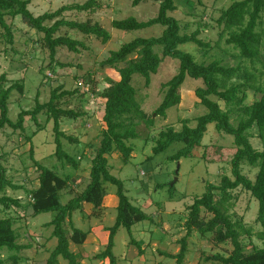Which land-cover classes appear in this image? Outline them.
I'll return each instance as SVG.
<instances>
[{"label": "rangeland", "instance_id": "1", "mask_svg": "<svg viewBox=\"0 0 264 264\" xmlns=\"http://www.w3.org/2000/svg\"><path fill=\"white\" fill-rule=\"evenodd\" d=\"M29 1L28 11L37 17L46 12H53L61 6L82 5L88 0ZM238 1L241 0H173L176 10L168 16L178 22L180 35H190L198 28L202 30L198 36L199 39L211 45L218 42V47L210 50L205 56L193 43L183 44L178 47V50L190 54L198 63L208 64L217 60L226 67L240 65L251 70V65L247 61H242L237 51L224 44L223 39L226 36L218 40L221 27L216 24L217 18L221 11ZM96 3L102 10L96 9L92 14L71 13L65 19L78 23L91 20L108 33L110 40L102 44L94 36L86 37L75 30L60 29L57 35H67L70 39L82 42L86 47L80 53H70L66 48L57 50L55 62L68 64V67L57 66L53 67V70L48 67V51L41 47L43 46L42 35L26 26L19 16L12 22L14 37L12 48L0 43V75H5L7 80L5 87L19 80L23 85V93L13 91L8 100V118L13 123L16 122L20 111L34 108L36 96H38L39 104L47 103L50 91L59 85H62L64 90H73L79 89V83L82 82V87L88 89L85 93L79 89L78 95L73 98H63L58 104L62 108L74 112L83 111L87 115L76 120L61 118L59 121L60 131L66 135H74L76 139L80 137L84 140L80 144L61 141L62 150L73 160L82 157L81 169L75 171L54 157L52 122L47 123L45 116L41 114L37 117V124L41 127L39 131L36 130L34 123L26 118L22 131H13L6 127L0 132V163L12 184L22 185L27 190L37 187L38 172L35 171L29 156V149L32 147L33 159L41 166L59 176L72 175L77 181L73 184L79 191L85 187L89 182L88 171L91 159L90 155L85 153V142L98 146L100 141L98 124L102 123L104 101L96 97L95 93L106 87L107 79L117 82L119 79L117 70L124 67L122 63L115 67L104 68L100 62L105 60L110 52L118 51L122 45L138 38H158L164 30V27L160 25L130 32H122L111 27V22L114 20L134 18L138 22H147L154 19L158 13L156 2H141L137 7L131 5V0H96ZM106 6L111 9H106ZM50 24L46 23V25ZM204 25H206L205 28H203ZM263 26L264 13L260 29ZM259 51L260 62L254 67L258 76L257 84L264 86V40L261 41ZM153 52L161 57L162 47H154ZM134 58L135 56L132 55L128 60ZM177 73L178 61L167 57L159 65L156 74L150 76L147 88L144 87V79L141 76L137 74L132 76L131 85L136 92L135 99L140 109L153 120V124L146 127L143 123H138L137 138L127 142L133 150L127 163L122 162L118 151H114L107 160L110 174L122 183L124 194L131 205L139 208L148 219L133 224L131 235L124 228L117 230L112 250L117 264H176L175 259L160 255L158 252L171 255L179 252V240L186 233L184 228L187 217L186 207L192 204L194 198L204 193L206 183L217 185L221 176H230V162L235 152L233 138L217 132L213 124H209L206 128L201 141L202 147L196 151L198 157L172 161L170 157L183 148L182 143H173L165 151L153 155L152 148L161 130L172 127L178 132L181 129L182 120H188V127L194 128L196 124L194 120L207 112L194 95V91L202 87L201 80L186 77L179 89L180 103L165 112V119L155 115V110L163 98L164 92L161 90V85L171 80ZM48 74L51 77H48ZM80 93H83L84 97L79 98ZM259 98L260 94L247 90L245 105H251ZM211 99L215 100L213 97ZM220 105L223 110H227L222 103ZM230 122L236 126L235 114H231ZM87 126L89 129L86 130ZM250 133L252 134V138L249 139L251 146L254 150L260 151L261 143L256 137V131L252 130ZM95 135H97L96 138H94ZM86 136L88 138L84 139ZM26 137H31L29 143ZM202 156H204L203 159ZM241 172L253 181L257 168L250 167L244 162L241 164ZM104 189L106 195L99 217L93 215L92 209L74 212L71 217L73 227L81 232H88L90 227H94V236L98 241L96 244L87 242L84 245L70 243L69 250L80 256V264H108L107 260L94 259L95 255L103 251L108 238L106 229L113 226L116 218V188L105 184ZM6 194L12 198L21 195L25 199V204H22L24 211H18L17 214L8 213L10 216H22H18V221L14 217L13 229L18 234L17 242L29 246L28 249L17 253L18 264H45L50 251L56 245V240L51 237L52 227L46 226L53 219L54 214L25 216L28 199L24 193L7 189ZM232 196L228 214L232 220L241 221L251 231V237L241 238L244 251L248 253L253 247L264 248L256 237V234L261 231L256 222L257 202L241 189L234 191ZM67 199V193L61 192V204H66ZM1 210L0 207V219L4 217V212ZM200 217L208 220L210 215L202 210ZM64 229L67 233H71L68 224L64 226ZM131 240L140 246L141 254L138 253V248L130 244ZM231 250L229 243L218 245L211 235L200 236L194 232L187 239V252L182 264H211L204 262L203 257L214 254L227 255ZM13 254L15 253L2 250L0 260L4 264H12L9 257ZM58 263L66 264L61 258L58 259Z\"/></svg>", "mask_w": 264, "mask_h": 264}, {"label": "trees", "instance_id": "2", "mask_svg": "<svg viewBox=\"0 0 264 264\" xmlns=\"http://www.w3.org/2000/svg\"><path fill=\"white\" fill-rule=\"evenodd\" d=\"M145 1L158 3V13L154 19L147 22H138L134 18L114 20L111 22V27L122 32H130L160 25L164 27V30L158 38H138L124 44L118 51L110 52L108 57L100 62L104 68L115 67L122 63L124 67L117 70L119 78L117 82L107 79L106 87L95 93L96 97L104 101L101 117L104 129L100 131L98 146L93 148L88 173L89 182L86 188L82 192L76 193L66 204H61L60 193L70 187L72 175L59 176L41 166L33 159L32 147L29 149V156L35 171L38 172L36 188L27 190L22 185L12 184L0 163V207L4 212V217L0 219V251L6 250L15 253L9 257L12 264H18L17 253L28 249L29 246L17 242L18 234L13 229L15 219L8 214H17L18 211H23L22 200L8 196L7 189L24 193L28 199L26 209H29L31 217L46 213L54 214L53 219L46 226L52 227L51 237L56 240V245L50 251L45 264H59V258L63 259L66 264H80V256L72 253L69 250V245L70 243L83 245L88 232L84 233L75 229L71 222V215L76 211H82V205L87 204L91 206L93 215L98 216L106 195L105 184L116 188V218L113 226L106 229L108 238L103 251L95 255L94 259L107 260L108 264H117L112 251L117 230L124 228L131 235L133 224L142 222L148 217L139 208L131 205L124 194L122 183L110 174L107 157L114 151H118L122 162L127 163L133 152L127 142L137 138L138 123H143L146 127L153 124V120L140 109L135 99L136 92L131 85V80L132 76L137 74L144 79V87L147 88L150 76L156 74L159 65L167 57L178 61V73L161 85V90L164 93L160 105L155 110V115L165 119V112L180 103L179 89L186 77L201 80L202 87L197 88L194 95L207 112L194 120L196 122L194 128L188 127V120H182L180 122L181 129L178 132L174 131L172 127L161 130L157 134L152 148L153 155L165 151L173 143H182L183 148L170 157L172 161L198 157L196 151L202 147L201 141L209 124H213L217 132H222L233 138L235 152L230 162V176H221L217 185L206 183L204 193L200 197L194 198L192 204L186 207L187 217L184 223L186 233L179 240V252L176 255L158 253L175 259L176 264H182L187 252V239L196 232L200 236L211 235L213 241L218 245L229 243L232 247L227 255L214 254L203 257L206 263L264 264V248L253 247L250 252H245L241 238L243 236L251 237V231L241 221L232 220L228 214V209L231 207L230 201L233 200V192L238 189L247 192L257 202L256 222L261 231L256 234V237L264 245V86L257 84L258 76L254 67L260 62L259 50L261 41L264 40V26L260 29L264 13V0L234 2L227 9L221 11L216 20L217 26L221 27L218 40L226 36L223 39L224 44L237 51L239 58L251 65V70L240 65L226 67L217 60L208 64L198 63L190 54L179 51V46L193 43L205 56L210 50L218 47V42L211 45L209 42L199 39L198 36L202 30L198 28L190 35H180L178 22L168 16L169 13L176 10L173 0H131V5L135 7ZM29 4V0H0V43L12 48L14 43L12 22L19 16L26 26L42 35L43 46L41 47L48 51V67L51 70L57 66L59 68L69 66L55 62L58 49L66 48L70 53H80L86 49L84 44L78 40L70 39L67 35H57L60 29L75 30L86 37L94 36L102 44H106L110 40L108 33L97 23H92L91 20L78 23L65 19L71 13L92 14L101 7L96 3V0H88L82 5L61 6L53 12H46L37 17L28 11ZM46 23L51 24L46 25ZM205 27L206 25L203 26V28ZM156 46L162 47L161 57L153 52V48ZM132 55L135 58L128 60ZM6 82L5 75H0V132L6 127L13 131H22L26 118H29L37 127L36 130L39 131L41 127L37 124V117L43 114L47 123L52 122L54 157L57 161L76 171L80 166L81 159L73 160L66 154L62 150L61 141L78 144V140L60 131L59 121L61 118L76 120L84 117L86 113L83 111L74 112L62 108L58 104L59 100L63 98H73L78 95L79 89L64 90L62 85H59L50 91L49 101L45 104H39L38 96H36L34 108L20 111L16 122L13 123L8 118V100L13 91L22 94L23 85L19 80L5 87ZM247 90L260 94V98L251 105H245ZM82 97L81 93L79 98ZM212 97L215 100H212ZM220 103L227 110H223ZM231 114L236 115V126L230 122ZM252 130L256 131V137L261 143L260 151L254 150L250 144L249 139L252 138L250 131ZM29 140L31 137H26L28 143ZM244 162L250 167L257 168L253 181L241 172V164ZM202 210L210 215L208 220L200 217ZM66 224L71 230L70 234L64 229ZM130 244L138 248L139 254L142 253V249L134 240H131ZM0 264H4V262L0 260Z\"/></svg>", "mask_w": 264, "mask_h": 264}, {"label": "crops", "instance_id": "3", "mask_svg": "<svg viewBox=\"0 0 264 264\" xmlns=\"http://www.w3.org/2000/svg\"><path fill=\"white\" fill-rule=\"evenodd\" d=\"M139 5V4H138ZM137 5V6H138ZM137 6H135V7H137ZM106 9H111V8H109V6H106L105 7ZM100 10H102V8H100L99 9V11ZM49 66V65H48ZM81 94V93H80ZM83 94V93H82ZM84 95V94H83ZM85 96H87V94L85 95ZM84 97V96H83ZM102 111H103V107H102ZM102 116V115H101ZM84 117H87V115H85ZM98 126H99V129H100V131H102L103 129H104V127H103V124L101 123L100 125L98 124ZM88 127V128H87ZM86 127V130L87 129H89V126H87ZM85 131V130H84ZM84 133H86V132H84ZM84 133H82L83 135H84ZM79 134H81V133H79ZM88 134V133H87ZM86 135V134H85ZM73 137H74V135H72ZM97 137V135H95V137L94 138H96ZM85 138H88V136H86V137H84V139ZM92 137H90V139H91ZM93 138V139H94ZM77 140H78V144H80V143H83L84 142V140L83 139H81L80 137H78L77 138ZM83 141V142H82ZM96 146H94L91 142L90 143H86L85 142V153H87L88 155H90V157L93 155V148H95ZM77 159H79V157H77ZM80 159L82 160V157H80ZM81 169V166H79V168H78V170H80ZM77 170V171H78ZM88 173H89V171H88ZM75 178H72L71 179V182H70V187L66 190V191H64L65 193H67V201H66V203L70 200V199H72L73 197H74V195L76 194V193H80V192H82L85 188H86V186H87V184L85 185V187L82 189V190H78L77 189V186H74V184H73V182H77V181H75L74 180ZM18 192H21V191H18ZM16 198H18V199H23L22 200V204H25V199L23 198V196H21V195H19V196H17ZM105 198V197H104ZM103 201H104V199H103ZM116 206H117V204H116ZM85 209H89V211L92 209L91 208V206L90 205H87V204H83L82 205V211L83 210H85ZM22 211V210H21ZM23 211H24V208H23ZM26 212V214H25V216H28V215H30L31 213H30V211L28 212V209L25 211ZM76 212H79V211H76ZM29 213V214H28ZM18 216H20V215H14V216H12L13 218L15 217V219H16V221H18ZM20 217H22V216H20ZM54 217V216H53ZM71 217H72V215H71ZM20 220V219H19ZM22 220V219H21ZM97 243L98 241H97V239H96V237L94 236V227H90V230L88 231V234H87V238H86V241L84 242V244L85 243ZM83 244V245H84Z\"/></svg>", "mask_w": 264, "mask_h": 264}, {"label": "built area", "instance_id": "4", "mask_svg": "<svg viewBox=\"0 0 264 264\" xmlns=\"http://www.w3.org/2000/svg\"><path fill=\"white\" fill-rule=\"evenodd\" d=\"M47 76H48V77H51V76H50V74H48ZM79 89H82V90L84 91L83 93H85V92H87V91H88V89H87V88H83V87H82V82H81V83H79Z\"/></svg>", "mask_w": 264, "mask_h": 264}]
</instances>
